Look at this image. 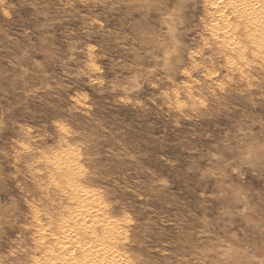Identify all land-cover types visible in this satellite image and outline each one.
Instances as JSON below:
<instances>
[{
    "label": "rangeland",
    "instance_id": "374dc122",
    "mask_svg": "<svg viewBox=\"0 0 264 264\" xmlns=\"http://www.w3.org/2000/svg\"><path fill=\"white\" fill-rule=\"evenodd\" d=\"M90 260L264 264V0H0V264Z\"/></svg>",
    "mask_w": 264,
    "mask_h": 264
},
{
    "label": "bare ground",
    "instance_id": "6f19581e",
    "mask_svg": "<svg viewBox=\"0 0 264 264\" xmlns=\"http://www.w3.org/2000/svg\"><path fill=\"white\" fill-rule=\"evenodd\" d=\"M243 12H244V13L247 12L248 15L250 16V17H249L250 20L248 21L249 23H251V21H252V23H253L254 20H255V21H258V22L261 23V21H260L261 19H259L260 16H258L257 12H255V11L253 10V8H251V7L249 8V6H248V8H247V9H244ZM245 14H246V13H245ZM245 14H244V15H245ZM245 17H246V16H245ZM245 17H244V19H245ZM245 21H246V20H245ZM249 27H250V26H249ZM100 252H101V251H100ZM101 253H102V252H101ZM99 257H100V256H99ZM105 257H106V256H105ZM103 259H104V258H103ZM106 260H107V259H106ZM98 261H99V260H98ZM87 262H88V261H87ZM104 262H105V261H104ZM104 262H102V261L100 262V261H99V262H97V264H107V263H104ZM78 264H79V263H78ZM85 264H86V262H85ZM88 264H94V263L90 260V262H89Z\"/></svg>",
    "mask_w": 264,
    "mask_h": 264
}]
</instances>
